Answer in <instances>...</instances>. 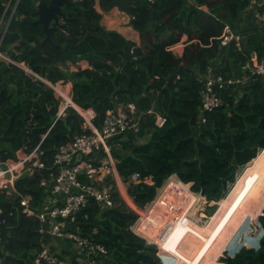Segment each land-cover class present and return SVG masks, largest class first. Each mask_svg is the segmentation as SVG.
Returning <instances> with one entry per match:
<instances>
[{
  "label": "trees",
  "instance_id": "obj_1",
  "mask_svg": "<svg viewBox=\"0 0 264 264\" xmlns=\"http://www.w3.org/2000/svg\"><path fill=\"white\" fill-rule=\"evenodd\" d=\"M39 2L49 0L19 1L3 40V50L35 74L0 59V159L15 158L20 148L31 151L40 144V159L51 166L58 147L85 131L74 108L57 117L60 100L41 77L64 80L72 83L74 101L94 112L97 124L117 104L138 105L139 133L113 141L124 180L135 172L153 179V184H130L137 205L151 203L175 173L209 201L227 195L238 172L264 149V77L252 75L247 66L255 67L264 57V20L259 22L264 0H135L130 23L140 33V43L107 28L91 0L78 1L64 7L69 19L63 22L65 36H54L60 55L54 65L55 50L41 43L42 26L31 24ZM227 24L240 38L223 44L220 37ZM184 34L188 38L182 55L169 50ZM82 61L89 65L83 68ZM70 63L79 67L65 69ZM209 66L225 79H248L227 84L223 103L199 123ZM157 114L166 118L163 125L157 124ZM46 172L39 168L20 177L18 195L0 192L8 218L0 264H34L42 250L41 222L22 212L20 195L31 193L40 201L39 182ZM114 200V206L102 209L92 199L81 211L82 231L90 234L97 228L92 237L108 249L97 264H163L157 246L130 229L137 212L119 195ZM259 220L264 227V214ZM217 264H264V235L258 249L244 246Z\"/></svg>",
  "mask_w": 264,
  "mask_h": 264
},
{
  "label": "built area",
  "instance_id": "obj_2",
  "mask_svg": "<svg viewBox=\"0 0 264 264\" xmlns=\"http://www.w3.org/2000/svg\"><path fill=\"white\" fill-rule=\"evenodd\" d=\"M19 1L0 0V7L2 8L0 9V59L24 68L27 73L35 74L24 62L14 59L2 48L5 34ZM220 38L222 43L226 44L232 38L238 39L239 36H236L227 24ZM177 45L178 42L169 45L168 49L176 51ZM247 66L251 67L252 75L264 77V57L255 67H252L250 63ZM78 67L77 64L70 63L65 69L75 70ZM41 79L53 90L55 97L60 100L57 117L64 115L66 110L72 107L82 116L85 131L75 134L68 143L58 147L51 166L45 167V163L40 159V144L31 151H28L27 147L20 148L16 152L15 158L0 161V192L7 196L18 195L16 181L20 177L26 174L33 175L39 168H45L47 171L42 174L39 182V186L43 189V196L40 201L36 202L31 193L20 195L22 212L28 216L36 217L41 222L42 250L36 256L34 264H97L101 256L108 254V249L92 237L98 232L97 228H94L90 234H85L82 231L83 228L79 222L81 211L88 206L92 199L98 202L102 209L112 207L115 205V194L124 199L128 206L138 214L130 229L136 235L144 238L148 244L156 245L163 264H165L164 255L166 254L160 243L153 238V233L164 234L163 232L167 228L171 230L174 224V220L170 217L171 213L180 214L184 213V210L178 211V206L172 204L168 209L161 208L167 218L155 219L152 212L157 205L161 189L169 180H173L172 184L176 191L189 195L199 194L204 203L209 202V200L202 193L193 191L191 185L185 183L175 173L166 180L163 186L157 189V195L151 203L145 207L137 205L129 194L130 184L142 181L153 184V179L151 176L142 177L139 172H135L129 180H124L118 171V160L113 154V146L115 145L113 141L119 135H127L128 133L137 135L139 133L142 112L138 105L133 101L117 104L108 110L102 122L97 124L94 112L83 108L74 101L71 82L64 80L51 82L43 77ZM203 82L199 123H205L207 121L206 114L223 103L222 92L224 87L227 84L242 82V80L225 79L221 74L215 73L213 67L209 66L203 77ZM156 120L160 126L165 123L166 118L157 114ZM201 216L206 215L201 214ZM83 218L87 219V214ZM7 219L5 209L0 205V246L3 244L2 234ZM257 230H259L257 246L253 244L256 249L259 248L260 240L264 235V227L259 218ZM49 240L54 241L49 242ZM64 240L72 241L79 253L68 257L57 250H53V247H59L57 241ZM241 247L239 248L241 249ZM236 253L234 251L230 256L233 257Z\"/></svg>",
  "mask_w": 264,
  "mask_h": 264
},
{
  "label": "bare ground",
  "instance_id": "obj_3",
  "mask_svg": "<svg viewBox=\"0 0 264 264\" xmlns=\"http://www.w3.org/2000/svg\"><path fill=\"white\" fill-rule=\"evenodd\" d=\"M264 150L258 154V158L251 162L238 177V182L233 186L230 193L227 196L226 202H222L221 208L217 209L213 217L209 218L208 222H202L198 220L195 211H191L187 208H182L180 203H191L197 206L202 201V197L199 194L189 195L176 191L173 187V180H169L166 185L161 189L160 194H172L178 195V198L174 199L173 205H177L179 210H184V213L175 214L171 213L170 217L174 220L172 229L167 228L164 230V236L157 235V238L161 241H165L167 236L170 239V246L165 250V261L168 264H198L201 263L202 258L211 259L213 256H220L221 253L218 249L223 246L231 248L230 253L235 251V246L241 243L256 244L259 239V234L256 239L252 238L249 241L241 239V234L245 230L249 229L250 219L258 216V213L264 208V186L256 187L258 181L264 179ZM247 184L249 188L247 189ZM164 203L172 205L170 200L162 199ZM161 201V203H162ZM160 203L159 212L153 215L155 219L165 218L164 211H161L162 204ZM241 206L247 211L246 217L242 216L240 211ZM157 209V208H154ZM253 211V214H251ZM251 212V213H250ZM260 214V213H259ZM167 218V217H166ZM190 219L192 224L188 227V223L184 224V228L187 227L190 231L189 234H185L181 229L182 223L185 220ZM250 221V222H249ZM252 231V230H251ZM251 233V232H250ZM246 238L250 237L249 231L245 232ZM173 238L177 240V245L174 244ZM241 239V240H240ZM240 240V241H239ZM185 241L187 245H185ZM235 244V245H234ZM187 246V247H186ZM233 246V247H232ZM243 245H239L241 247ZM238 247V248H239ZM237 248V249H238ZM182 250V251H180ZM173 252L168 253V252ZM188 257L190 262L184 260L182 257ZM216 263V262H215Z\"/></svg>",
  "mask_w": 264,
  "mask_h": 264
},
{
  "label": "rangeland",
  "instance_id": "obj_4",
  "mask_svg": "<svg viewBox=\"0 0 264 264\" xmlns=\"http://www.w3.org/2000/svg\"><path fill=\"white\" fill-rule=\"evenodd\" d=\"M121 12V11H120ZM122 13H124V12H122ZM125 14V13H124ZM264 20V15H262V19L259 21L261 24H262V21ZM103 23H104V25L106 26V23L103 21ZM240 38V37H239ZM238 38V39H239ZM254 54L252 53L251 54V58H253L254 56H253ZM248 79V76H245L243 79H242V82H245L246 80ZM262 151V150H261ZM258 158V155L252 160V161H254V160H256ZM263 160H264V157L262 158ZM252 161H250L248 164H247V166H249L250 164H251V162ZM246 166V167H247ZM246 167H244L243 168V170L246 168ZM243 170L241 171H239L238 172V175H237V178H236V181H235V183L232 185V188H233V186L240 180V174L243 172ZM238 177H239V180H238ZM256 187L258 186V188L259 187H262V186H264V179L262 180V181H258L256 184H254ZM231 186V185H230ZM231 188V189H232ZM249 188V184H247V189ZM231 191V190H230ZM230 191L228 192V194L230 193ZM166 193V191L164 192V194L162 195V194H160V196H159V199H158V201H157V205L155 206V208H157V209H153V215H156L158 212H159V207H160V203H161V201H162V199L164 200V199H166V200H170L171 201V203L173 204V202H175V200L174 199H176V198H178V195H172V194H165ZM228 194L227 195H225V196H223L222 198H220L219 200H217V201H209V202H207V203H204V201H203V199H202V201L200 202V204L199 205H197V206H194V205H192L191 203H189V204H187L186 205V203H183V204H181L180 203V206L182 207V208H187V209H189V210H193V211H195V213H196V215H197V218H198V220H200V221H202L203 223L204 222H208L209 221V218L210 217H213L214 216V214L216 213V211H218L217 209H219V208H221V204H222V202H226V199H227V196H228ZM163 206H162V208H166V209H168L169 208V204L168 203H164L163 201H162V203H161ZM242 210H244V207L243 206H241V208H240V211H242ZM263 211H264V208L258 213V216H257V218L256 217H253V218H251L250 219V221H251V223H249V229L247 230V231H249V234H251L250 235V237H247L246 238V235H245V232H247V231H243L242 232V234H241V239H245V240H247V239H249V238H255L256 239V237H257V235L259 234V230H257V228H258V218L262 215V213H263ZM201 212V213H200ZM251 213V212H250ZM201 214H205L206 216H204V217H202L201 216ZM251 214H253V211H252V213ZM152 215V216H153ZM241 215L242 216H244V217H246V220H247V211L246 210H244V212H242L241 213ZM249 221V222H250ZM186 223H188V227H191L192 226V224H191V222H190V219H188V220H185L183 223H182V226H181V229L183 230V232L185 233V234H189V230H188V228L187 227H183L184 226V224H186ZM252 230V231H251ZM251 232V233H250ZM157 235H159V233H153V238L156 240V241H158L159 243H160V245H161V248H162V250L165 252V250L166 249H168L169 248V246H170V244H171V242H170V239H169V236H167V238H166V240L165 241H161V240H159L158 238H157ZM161 235V234H160ZM164 235L162 234L161 235V237H163ZM240 239V240H241ZM243 239V240H244ZM239 240V241H240ZM173 241H174V244L175 245H177V240L176 239H174L173 238ZM245 243H241V244H238V245H236L235 246V251L236 252H238L239 251V249H237L238 247H239V245H243V246H248V247H254V245L253 244H248V245H244ZM185 245H187V242L185 241ZM235 245V244H234ZM242 246V247H243ZM255 246H257V244H255ZM187 247V246H186ZM233 247V246H232ZM241 247V248H242ZM231 248H228L227 246H223V247H220L219 249H218V252L219 253H221L220 254V256L217 258V256H213L211 259H205V258H208L209 256H207V257H205V258H202V260H200V261H202L201 263H198V264H215V262H219V260L222 258V257H224V256H226V255H231L232 253H230L231 251H233V250H230ZM180 251H182V250H180ZM168 253H172V254H174L172 251L170 252H168ZM64 256H67V255H65V254H63ZM180 257H182L181 255H179ZM164 257H165V255H164ZM184 260H187L188 262H190V260H189V258L188 257H182ZM165 264H168V261L166 260L165 261Z\"/></svg>",
  "mask_w": 264,
  "mask_h": 264
},
{
  "label": "water",
  "instance_id": "obj_5",
  "mask_svg": "<svg viewBox=\"0 0 264 264\" xmlns=\"http://www.w3.org/2000/svg\"><path fill=\"white\" fill-rule=\"evenodd\" d=\"M78 1L82 0H49V2L37 3L36 10L34 11L36 18L31 21V24H40L42 26V32L44 33V39L41 41L42 45L44 46L46 43H49L55 50L56 58L52 63L53 65L60 59L56 43L54 42V36L56 34L64 35V32L62 31L63 22L69 19L68 13L64 10V7L76 5ZM91 1L92 8H96V4H99L105 12L117 8L119 11L126 13L130 17L133 16L132 9L135 7V0Z\"/></svg>",
  "mask_w": 264,
  "mask_h": 264
},
{
  "label": "crops",
  "instance_id": "obj_6",
  "mask_svg": "<svg viewBox=\"0 0 264 264\" xmlns=\"http://www.w3.org/2000/svg\"><path fill=\"white\" fill-rule=\"evenodd\" d=\"M96 9L99 10L103 14V21L106 23V27L109 29H114L122 33L126 38L131 39L137 43H140L141 36L138 31H136L130 23L131 17L126 13L120 12L117 8L112 9L111 11L105 12L102 10L99 4H96ZM187 34H184L181 40L178 41V45L176 48V52L179 55H182L185 45L187 44ZM89 64L87 61H82L81 66L83 68L87 67ZM264 150V149H263ZM54 240H49V242H53ZM58 242V243H57ZM59 247H53V250H57L61 252V254H65L68 257H71L72 254H77L79 251L75 248L72 241L64 240L57 241ZM59 248V249H58ZM218 261L215 263L217 264Z\"/></svg>",
  "mask_w": 264,
  "mask_h": 264
}]
</instances>
